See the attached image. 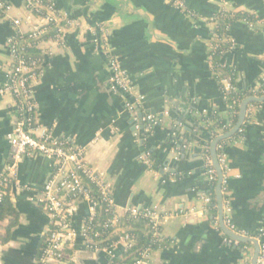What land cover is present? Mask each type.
I'll return each mask as SVG.
<instances>
[{
    "label": "crops",
    "instance_id": "obj_1",
    "mask_svg": "<svg viewBox=\"0 0 264 264\" xmlns=\"http://www.w3.org/2000/svg\"><path fill=\"white\" fill-rule=\"evenodd\" d=\"M3 1L12 5L10 16L24 13L23 0ZM180 1L184 9L172 0H55L64 17V45L53 47L34 84L36 121L55 137L84 147L89 166L112 182L119 212L128 206L156 207L166 217L160 228L164 242L153 250L150 264H251V243L224 240L215 190L209 192L205 173V149L217 136L210 138L198 116L212 110L225 114L221 81L214 74L217 66L234 71L236 87H258L264 76V0ZM222 14L251 16L254 28L242 19L230 22L228 35L234 44L218 55L216 66L212 20ZM13 32L9 18L0 14V88L11 66L7 39ZM94 36L106 39L126 79L144 96L141 112L162 116L150 132L126 107L127 95L110 89L108 59L94 50ZM183 100L188 110L179 126L189 125L187 134H195L180 150L174 147L178 135L170 113L182 115L173 103ZM251 106L242 131L227 140L225 152L232 220L254 233L264 221V102ZM16 117L13 97L0 93V176L12 162L6 134ZM51 173L50 160L41 155L19 162L16 182L8 187L17 221L8 240L0 243V264L36 261L39 242L50 226L36 198ZM206 196L213 199L214 212ZM66 204L71 207V229L78 234L72 242L77 264H107L111 257L86 249L79 236L87 202ZM1 220L3 235L9 218ZM121 251L118 247L115 252Z\"/></svg>",
    "mask_w": 264,
    "mask_h": 264
},
{
    "label": "built area",
    "instance_id": "obj_2",
    "mask_svg": "<svg viewBox=\"0 0 264 264\" xmlns=\"http://www.w3.org/2000/svg\"><path fill=\"white\" fill-rule=\"evenodd\" d=\"M172 2L177 8H185L180 0H172ZM11 9V4L0 0V14L9 18L14 29L13 34L7 39L11 66L5 74L0 93L9 94L13 97L17 113L13 128L6 134V139L13 148V155L7 171L0 176V207L8 194L9 185L16 182L19 162L24 157L41 155L50 160L52 173L43 185L41 197L36 198V200L42 204L46 211L50 226L41 256L36 259L34 264H62L61 257L64 244L66 242L72 244L78 235L71 229V207L66 204L68 201L74 200H82L88 204V216L79 232L84 247L93 252L106 253L111 258L116 255L115 251L118 247L122 251H127L133 245L132 236L126 232L127 227L123 226L121 217L127 215L129 219H145L155 244H149L142 249L132 264H150L153 250L164 242L160 228L166 217L156 207L128 206L119 212L112 195V182L102 171L89 166L84 147L76 145L72 140L55 137L50 129L40 126L36 121L37 103L34 96V84L40 76L43 66L53 54V47L64 45V17L57 9L55 0H23L24 13L15 17L9 15ZM226 18L224 15L221 20ZM242 20L250 29L254 28L252 20L247 18H242ZM212 22L214 31L211 57L222 54L234 44V40L228 35L230 21L225 22L221 28L217 19L212 20ZM92 44L96 52L103 54L108 59L110 89L112 91L120 89L127 95L126 107L134 114L140 113L139 118L144 131L150 132L161 121L162 116L141 112L144 96L126 79L118 62L110 54V47L106 39L101 36H94ZM214 71V74L219 77L223 89H230L229 76L222 75L218 66ZM263 79L264 77H262ZM262 95L256 88L251 89V94L247 97ZM234 104H237L234 113L238 116L240 102L233 100V104L228 107H232ZM251 107V104L247 106L246 121L249 118ZM232 127L230 125L229 129ZM222 133L225 132L219 131L216 136ZM216 151L217 161L223 172L222 221L229 230L238 235L256 239L259 243L256 264H264V221L254 233L240 229L234 224L231 199L227 190L230 168L227 162L225 144L220 141L216 146ZM205 165L208 180L215 184L217 172L210 155L205 156ZM85 179L89 181L91 187L84 183ZM204 201L215 207L211 197L206 196ZM101 213L104 215L103 231L94 229L96 220ZM215 223L217 225V222ZM114 235L116 236L115 239L101 244ZM224 240L239 244L238 240L227 236ZM244 247L247 248L246 245ZM71 259L75 262L74 264H77L74 255Z\"/></svg>",
    "mask_w": 264,
    "mask_h": 264
},
{
    "label": "trees",
    "instance_id": "obj_3",
    "mask_svg": "<svg viewBox=\"0 0 264 264\" xmlns=\"http://www.w3.org/2000/svg\"><path fill=\"white\" fill-rule=\"evenodd\" d=\"M224 15L226 14H222L221 16H219V18H217V20L219 21L220 28L223 27L225 22L227 21H230L232 23L233 21L242 18H247L248 20H252L251 16L245 14H235L234 16L231 17H229V15H226L227 18L221 20L222 17H224ZM30 51H33V49H30ZM217 57L218 55L213 56L214 64L216 66L218 65L219 62ZM220 69L222 71V74L229 76L230 85H231L230 89L224 90L223 86L220 84V93L224 97L227 105L225 114L221 115L218 111L212 110L206 113H202L201 115L198 116V121L202 122L206 132L208 133L211 139L214 138L219 133V131L226 132L227 129H229L230 125L233 126L235 124L237 120V114H235L234 111L235 109H237V104H234L232 107H228L231 104H233V100H235L236 102H241L244 98H246L248 95L251 94V89L236 87L235 74L232 69H229L227 67H220ZM216 78L219 79L218 76H216ZM257 89L260 92V94L264 95V79L263 80L261 79ZM252 103L259 104V102H252ZM238 134L239 132H237L234 136H237ZM228 139L222 140L221 142L225 144ZM207 155H210L209 147H206L205 149V156ZM84 183L91 187V184L89 183L88 180L85 179ZM214 190H215V184L211 183L209 187V192L214 194ZM211 209L214 212L216 208L212 206ZM3 217L9 218V225L6 229V233L0 235V243L2 244L8 240L9 228L13 226L17 221V212L10 202L9 194H7V196L4 198V201L0 207V219H2ZM121 219L123 222V226L127 227L126 232H128L132 236L133 245L127 251H122L116 254L114 257L110 259V261L107 264H132V262L136 257H138L142 249H144L149 244L151 245L155 244L153 243L154 238L150 233L149 226L147 225V221L145 219H137V220L129 219L127 215H123ZM103 220H104V215L101 213L94 225L95 230L103 231L102 228ZM46 235L47 234H45L44 237L39 242V249L36 259H38L41 256L42 249L45 246ZM115 238L116 236L114 235L110 237L108 240L103 241L101 244L103 245L106 242L111 241L112 239ZM243 244H247V243L239 242V245H243ZM73 253H74L73 244L66 242L62 249L61 263L74 264L75 262L71 259V257L74 255Z\"/></svg>",
    "mask_w": 264,
    "mask_h": 264
},
{
    "label": "water",
    "instance_id": "obj_4",
    "mask_svg": "<svg viewBox=\"0 0 264 264\" xmlns=\"http://www.w3.org/2000/svg\"><path fill=\"white\" fill-rule=\"evenodd\" d=\"M185 98L186 97H184V99ZM185 100H183V102ZM168 101L172 102V99L169 98ZM252 102H259V103L264 102V95L259 96V97H254V96L246 97L240 102L239 107H238V116H237V120L235 124L233 125L231 129H229L225 133L218 135L210 142L209 152H210V156L212 159V164L217 172V181L215 184V202H216V207H217L218 221H219L221 230L226 236H228L231 239L238 240L239 242H242V243H251L254 247L251 264H256V260L258 257V251H259V243L256 241V239L238 235L237 233L229 230L222 221L223 194H222L221 189H222V182H223V172L217 161V151H216V146L220 141L234 136L243 127L246 121V116H247V106L251 104ZM173 104H175L177 107L179 106L181 111L183 112L182 115L180 116H178L177 114H172V112L170 113V117H172L175 120V124H176L173 130H175L178 135V136L173 137L174 142H175L174 147L176 149L178 148L180 150H183L182 144H186L188 140L190 141L193 140L195 133H193L192 136L187 134L188 132L191 131V127L189 125L187 126L185 125L182 129L179 126V124H182L184 122L182 119L183 118L182 116H184V114L188 110V107H185L186 101L185 103L175 102ZM191 108H194V107H191ZM138 117H140V113L138 114ZM189 123H191L192 125H195V129L197 131H203V128L196 125L194 120L190 119Z\"/></svg>",
    "mask_w": 264,
    "mask_h": 264
}]
</instances>
